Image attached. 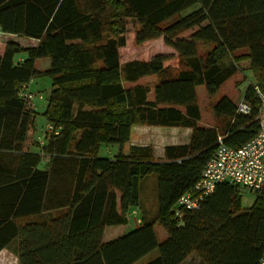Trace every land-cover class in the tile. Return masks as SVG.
Masks as SVG:
<instances>
[{"label":"trees","instance_id":"obj_1","mask_svg":"<svg viewBox=\"0 0 264 264\" xmlns=\"http://www.w3.org/2000/svg\"><path fill=\"white\" fill-rule=\"evenodd\" d=\"M130 32L138 45L162 39L178 67L165 55L121 63ZM0 33L36 42L8 41L0 55V251L18 264H136L155 250L145 264H182L193 254L203 264H257L264 193L244 213L230 183L181 218L172 207L200 178L219 136L240 147L257 132L264 0H0ZM198 44L208 49L199 54ZM42 59L49 65L41 72ZM246 71L254 84L240 99L251 108L243 115L228 96ZM36 76L51 80L43 118L53 131L31 151L35 107L20 94ZM148 77L155 81L139 83ZM198 87L210 98L221 94L212 106L216 126L199 127ZM136 126L191 134L157 159L149 145L123 152ZM153 174L155 216L104 242L106 228L127 224L140 180ZM155 224L168 234L161 244Z\"/></svg>","mask_w":264,"mask_h":264},{"label":"rangeland","instance_id":"obj_2","mask_svg":"<svg viewBox=\"0 0 264 264\" xmlns=\"http://www.w3.org/2000/svg\"><path fill=\"white\" fill-rule=\"evenodd\" d=\"M8 41L16 42L23 47H30L33 46V44H36L35 41L26 39L24 37H9L8 39H5V37L0 35V53L2 52V46H5V43ZM198 46L199 54H201V51L204 52L208 49L207 45L198 44ZM156 55L167 56L169 60L165 64L169 65L170 68L176 69L178 67V60L174 51L171 48L166 47L162 39L145 42L138 45L134 42L133 34L130 32L126 35L125 46L119 50V58L121 63H125L131 60L147 61ZM46 61H48V59H42L41 61H39L38 67L43 65V62ZM244 76L245 80L238 86V88H236V90L232 94L228 96L234 104L240 101L245 88L249 84H254V79L249 71L244 72ZM154 81L155 77H148L141 79L139 83L152 84ZM125 86L129 87L130 85ZM27 88L26 89L31 93H39L43 97V100L41 101L37 98L33 100V105L35 107L33 108L35 112V124L34 128H32L30 132L28 148L34 150L35 145L37 144L36 141L38 137L42 136L46 129L47 123L43 118V112L45 109L46 100L51 91V80L45 76H36V78H33L32 81L29 82ZM220 95V93H217L213 98H210L204 87H198L196 89L197 102L201 113L199 127H212L218 124L216 118L212 114V106L220 98ZM32 107L33 106L30 105L28 108L30 109ZM180 131H182L183 134L178 133ZM187 131L188 130L181 128L136 126L132 128L130 140L127 144L124 145L123 152L127 153V150L131 145H149L153 148V156L155 158H158L157 156H159V153L165 146L183 145L184 143L182 142H185L188 139ZM184 133L186 134V136L184 135ZM114 150L115 147L112 146L110 147V150H107L106 154L111 153ZM239 188L241 190L239 192V210L243 213L248 212L254 204L257 195L248 192L243 187L239 186ZM139 192V206L133 209V211H135V215H127L128 221L126 225L108 227L103 238L104 242H107V240H114L123 235L131 227L138 225L136 223L137 219H139L140 222H142L143 219L150 221L155 216L157 209L156 175L153 174L142 178L139 182ZM154 234L158 244H161L168 238L167 232L157 224L154 225ZM2 254L3 255H0L1 264H16L14 263L16 261V258L12 254V252H2ZM156 255L157 251H152L136 264H145L151 259L155 258ZM182 264H201V261L196 255L193 254L190 255Z\"/></svg>","mask_w":264,"mask_h":264},{"label":"built area","instance_id":"obj_3","mask_svg":"<svg viewBox=\"0 0 264 264\" xmlns=\"http://www.w3.org/2000/svg\"><path fill=\"white\" fill-rule=\"evenodd\" d=\"M259 96L260 105L256 116L257 132L240 147H230L223 143V138H217V146L209 158L196 183L185 191L175 202L172 212L175 217L181 218L185 212H194L200 208L207 196L212 194L220 183H230L243 187L248 192L259 195L264 193V96L254 86ZM20 96L31 104L34 99L42 100L40 94L21 91ZM236 111L239 114H249L250 105L243 100L237 103ZM53 128L46 126L44 134L38 137V142L43 143L46 133H51ZM56 134V132H55ZM130 214L135 215V211ZM139 224L140 220L137 219ZM257 264H264V252L259 257Z\"/></svg>","mask_w":264,"mask_h":264},{"label":"crops","instance_id":"obj_4","mask_svg":"<svg viewBox=\"0 0 264 264\" xmlns=\"http://www.w3.org/2000/svg\"><path fill=\"white\" fill-rule=\"evenodd\" d=\"M1 36H3V37H5V39H8L9 37H12V36H6V35H2V34H0ZM33 41V40H32ZM20 45V44H19ZM34 45V44H33ZM3 50H4V46H2V52L0 53V55L3 53ZM46 60V59H45ZM39 61H41V60H37L36 62H35V69L37 70V71H44L45 69H47V67H48V65H49V60L48 61H46V62H43V65H41L40 67H38V63H39ZM186 130H188L187 131V135H188V139L185 141V142H182V143H187L188 142V140H189V137H190V134H191V130H189V129H186ZM131 132H132V129H131ZM178 133H180V134H183V132L182 131H180V132H178ZM184 135L186 136V134L184 133ZM180 143V142H179ZM176 144H178V143H176ZM29 147V146H28ZM153 149V148H152ZM164 149V148H163ZM163 149L161 150V152L159 153V156H157L158 158L157 159H161V158H163ZM31 150V149H30ZM32 151V150H31ZM153 153H154V151H153ZM107 229V228H106ZM106 229H105V231H106ZM104 231V235H105V232ZM103 238H104V236H103ZM109 241H112V240H107V242H109ZM2 252H10L11 253V251H9L8 249H4V250H2V251H0V255H3L2 254ZM13 254V253H12ZM14 255V254H13ZM15 256V255H14ZM15 258H16V256H15ZM199 259V258H198ZM200 260V259H199ZM201 261V260H200ZM14 263H16V264H18V261H17V258H16V261L14 262ZM1 264V263H0ZM201 264H203V262H201Z\"/></svg>","mask_w":264,"mask_h":264}]
</instances>
